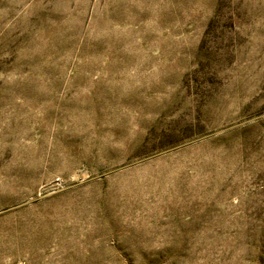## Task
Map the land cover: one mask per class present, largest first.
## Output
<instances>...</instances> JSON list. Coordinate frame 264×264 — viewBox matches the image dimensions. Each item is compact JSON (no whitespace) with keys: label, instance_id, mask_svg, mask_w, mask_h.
<instances>
[{"label":"rangeland","instance_id":"obj_1","mask_svg":"<svg viewBox=\"0 0 264 264\" xmlns=\"http://www.w3.org/2000/svg\"><path fill=\"white\" fill-rule=\"evenodd\" d=\"M0 264H264V0H0Z\"/></svg>","mask_w":264,"mask_h":264}]
</instances>
